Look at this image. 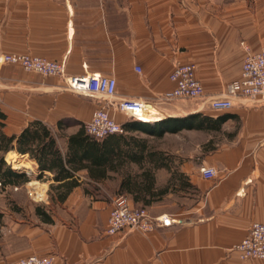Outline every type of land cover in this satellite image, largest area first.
Masks as SVG:
<instances>
[{
	"label": "crops",
	"instance_id": "obj_1",
	"mask_svg": "<svg viewBox=\"0 0 264 264\" xmlns=\"http://www.w3.org/2000/svg\"><path fill=\"white\" fill-rule=\"evenodd\" d=\"M241 42L250 53L264 45V0H0V56L32 54L64 66L61 76L43 77L0 64L3 134L15 139L38 121L53 140L44 167L18 154L15 142L6 149L24 163L18 172L28 177L25 191L31 196L34 187L39 197L27 200L33 207L28 221L0 224V264L31 254L53 256V264H264L240 260L235 250L251 223L264 221V106L233 98L230 109L215 111L205 103L240 78ZM177 62L194 65L203 96L184 105L160 103L173 87L168 75ZM91 73L115 79V94L63 89V77ZM132 98L152 104L146 105L157 114L148 122L151 130L192 114L209 117L205 126L218 129L128 133L160 155L156 168L154 160L123 162L119 170L105 165L98 175L85 159L73 160L70 135L99 108L117 123L133 122L114 107ZM206 166L214 168L213 178L200 176ZM124 178L140 185L134 195L151 199L148 214L168 218V225L105 233L114 197L139 205L132 193L118 192Z\"/></svg>",
	"mask_w": 264,
	"mask_h": 264
},
{
	"label": "built area",
	"instance_id": "obj_2",
	"mask_svg": "<svg viewBox=\"0 0 264 264\" xmlns=\"http://www.w3.org/2000/svg\"><path fill=\"white\" fill-rule=\"evenodd\" d=\"M245 55L240 67V78L225 84V94L208 99L205 102L212 110H228L232 107L233 98H241L253 105L264 106V45L256 53H250L243 42ZM18 65L26 72H34L43 77H59L63 72L62 62L42 59L32 54H2L0 64ZM139 72V68L135 67ZM169 81L173 84L170 91L161 94L158 102H168L175 99H199L203 96L200 82L194 76L192 63H175L169 73ZM63 89L91 97H112L115 93V79L106 75L88 74L80 76H65L62 78ZM147 101L139 98L122 99L114 105L127 119L147 123L155 121L156 113L147 112ZM149 117H148V116ZM147 116V117H144ZM152 116V117H151ZM152 119V120H147ZM84 132L97 140L108 134L123 132L121 123L114 121L106 108L95 109L83 125ZM200 176L204 179L213 178L215 170L211 166L201 167ZM105 233L114 234L122 228H131L142 233L150 232L154 227H165L170 223L168 218L153 217L143 207L132 206L124 195L114 197L106 219ZM235 250L240 260H264V221L253 222L246 235L237 243ZM7 264H53V256L26 255Z\"/></svg>",
	"mask_w": 264,
	"mask_h": 264
},
{
	"label": "trees",
	"instance_id": "obj_3",
	"mask_svg": "<svg viewBox=\"0 0 264 264\" xmlns=\"http://www.w3.org/2000/svg\"><path fill=\"white\" fill-rule=\"evenodd\" d=\"M5 118L4 112L0 110V153L3 152L2 158L6 161V158H11L10 162H14L13 167L17 169H12L11 165L7 163L4 165L3 161L0 160V185L6 187V185L20 186L28 181V177L23 172H18L22 169L19 160H14L12 157L14 153L13 150H6L11 147L12 143L15 142V149L17 153H27L30 158L35 159L39 165L42 164V157H44L45 152L52 149L53 140L50 138L48 127L41 124L38 121H32L29 127L23 129L18 136L14 139L13 136H7L3 134L2 128L3 120ZM176 121L171 126L165 128H158V130H151L150 124L133 121L122 123L123 133L119 134H108L104 138L97 140L93 137H89L83 129L81 128L73 135H70V149L73 152V160L85 159L86 164L92 165L94 169V174H102L104 172L105 165L109 166L111 170H119L118 168L123 165V162H141L143 160H154L158 167L157 162L161 160L160 155L157 152H151L146 149L147 140L144 138H139L128 133L133 132V130H139L145 134L154 135L155 137H161L163 132L176 133L181 129L190 130H214L218 129V126H205L208 125L207 116L200 114H192L186 118H177ZM47 138V142H43ZM14 139V140H13ZM34 142H38L41 145L39 147L33 146ZM33 146V147H32ZM5 151V152H4ZM16 155V154H15ZM75 157V158H74ZM54 165H59L55 161L50 162ZM11 167V168H10ZM19 167V168H18ZM18 170V171H16ZM148 172V169L146 170ZM32 185V184H31ZM140 185L136 184L135 181H131L129 178H124L121 180L118 187V192L132 193L131 201L133 205L139 204V207L148 206L151 199H140L137 195L133 194L135 191H140ZM59 195V198H64ZM35 214L43 217L46 222H50L48 215L39 210L38 207L34 209Z\"/></svg>",
	"mask_w": 264,
	"mask_h": 264
},
{
	"label": "rangeland",
	"instance_id": "obj_4",
	"mask_svg": "<svg viewBox=\"0 0 264 264\" xmlns=\"http://www.w3.org/2000/svg\"><path fill=\"white\" fill-rule=\"evenodd\" d=\"M181 105H184L187 102V99H178ZM168 142V141H167ZM163 140L155 141V144L162 145ZM173 143V142H172ZM5 152V151H4ZM3 152L0 153V160L3 161L4 165H11L13 169H17L13 167L14 162H10L11 158H6V161L2 158ZM14 160H18L17 156H12ZM20 161V160H19ZM24 163L20 161V165H23ZM8 166V165H7ZM10 167V168H11ZM19 168V167H18ZM28 169V167H25ZM18 171V170H17ZM34 185V184H32ZM24 184L20 185L19 187L11 188V186L6 185V187H2L0 185V224L1 225H7L9 223V220L11 218H17L22 219L23 221H28L33 213V207L30 203L27 202L29 200V197L33 196V198H38L37 189L33 187V191L30 194H28L25 191ZM16 204H18L19 207H16ZM12 212L13 214H10Z\"/></svg>",
	"mask_w": 264,
	"mask_h": 264
},
{
	"label": "bare ground",
	"instance_id": "obj_5",
	"mask_svg": "<svg viewBox=\"0 0 264 264\" xmlns=\"http://www.w3.org/2000/svg\"><path fill=\"white\" fill-rule=\"evenodd\" d=\"M147 112L149 113V111L147 110ZM148 116V115H147ZM147 116H144V117H147Z\"/></svg>",
	"mask_w": 264,
	"mask_h": 264
}]
</instances>
